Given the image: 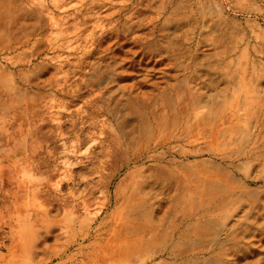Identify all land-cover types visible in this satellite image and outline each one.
Returning a JSON list of instances; mask_svg holds the SVG:
<instances>
[{
  "label": "rangeland",
  "instance_id": "rangeland-1",
  "mask_svg": "<svg viewBox=\"0 0 264 264\" xmlns=\"http://www.w3.org/2000/svg\"><path fill=\"white\" fill-rule=\"evenodd\" d=\"M0 264H264V0H0Z\"/></svg>",
  "mask_w": 264,
  "mask_h": 264
}]
</instances>
